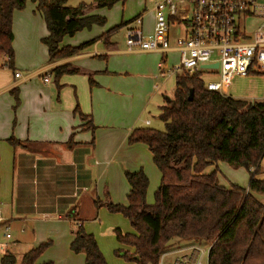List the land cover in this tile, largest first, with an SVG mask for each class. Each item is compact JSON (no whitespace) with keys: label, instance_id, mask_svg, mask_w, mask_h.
Instances as JSON below:
<instances>
[{"label":"trees","instance_id":"trees-1","mask_svg":"<svg viewBox=\"0 0 264 264\" xmlns=\"http://www.w3.org/2000/svg\"><path fill=\"white\" fill-rule=\"evenodd\" d=\"M27 1L35 5L43 18L47 37L41 42L47 49L48 62L52 63L72 57L95 42L60 47L64 38L105 24L103 18L90 15L93 10L111 9L126 0H92L91 4L75 8L68 7L67 0H0V56L6 57V66L11 69L14 64L12 17L14 12L25 8ZM126 24L110 29L105 35H111ZM79 72L63 65L53 68L50 74L60 88L57 84L60 77ZM200 75L175 78L173 96L160 108L159 119L164 131L142 127L133 129L127 137L129 145L146 146L160 174L154 203H146L149 182L142 170L123 171L129 186L126 205L109 200L93 201L96 207H105L110 213L127 219L133 232L124 234L114 229L113 233L119 245L133 250H123V256L135 264H159L173 241L208 245L207 264H264V205L255 197L264 195V180L257 178L264 157V102H249L208 91ZM87 82L90 88L95 85L90 75ZM190 91L192 100L189 102ZM15 100L18 101L17 95ZM74 113L87 130H94L90 117L80 113L78 106ZM7 142L13 148L27 146V142L13 137ZM68 145L75 146L72 148L74 167L37 162L41 181L56 176L55 190L44 200L47 205L43 204L44 198L35 202L33 183L38 180L27 181L21 173H16V191L24 215L52 211L59 191L72 195L76 188L93 186L94 180L82 163V158L93 148V141L78 147L69 140ZM218 162L247 170V187L231 185L226 189L218 184V170L204 173L207 167ZM34 164V157L29 156L27 166L32 168ZM58 213L71 219L75 226L71 231L70 251L83 255L84 264H107L94 236L73 219L74 209ZM49 246V242L42 243L24 253L19 261L7 251L0 264H36Z\"/></svg>","mask_w":264,"mask_h":264},{"label":"crops","instance_id":"crops-1","mask_svg":"<svg viewBox=\"0 0 264 264\" xmlns=\"http://www.w3.org/2000/svg\"><path fill=\"white\" fill-rule=\"evenodd\" d=\"M124 3L122 5H117L112 9L93 10L90 15L103 18L105 24L103 26H93L88 32H84L85 30H83L71 38H64L60 47H77L92 40H95V42L72 57L52 63L48 62L47 49L41 42L43 38L47 37V31L43 18L35 9V5L27 1L23 10L14 12L12 17V31H15V27L16 32L20 28L22 31L26 28V31L23 32L25 43H32L34 49L25 51V56H27L29 65H26L27 68L23 67V70H21L22 65L19 63L16 66L13 64L12 69L8 68L6 66V57L0 56V98L3 99L1 101L4 104V107H0V113L2 109L5 112L3 117L4 121L0 119V144L5 143L4 141L8 138L14 137L22 143L27 142L26 145H30L31 149L27 146L25 149L21 147H0L3 152V154H0V164L4 161L5 167L3 171H0V208L3 211L2 214L4 213L5 215L3 220L4 227L2 228L8 229L11 225L9 222L12 223L13 221L23 218L25 219L19 203L20 196L12 191V185L14 186V173L16 175V173L22 172L25 158L33 156L35 162L43 161L50 166L74 167L75 162L72 148L75 146L66 143L69 136H73L72 142L78 147L88 144V142L85 141L87 140L85 135L84 137L82 136V138L76 137V134L78 135L79 132L85 131L86 127L84 122L72 114L74 99L70 97V91H73L76 88L78 90L79 87H82L83 83L82 85L79 83L81 80H76V82L75 80H67L65 76L62 77L57 84L60 85L61 89L64 87L65 89H68L67 91H69V94L63 98L62 94L65 89L62 90V92H60V89V97L63 98V101H60L59 104H54L52 100L54 94L58 91V88L54 82L52 83L51 79L48 83H41L39 81L40 76L47 72L50 74L53 68L63 65H69L70 68L79 70V74L72 76L85 79L87 85V75H90L95 83L91 88L88 85L90 108L85 99H83L85 104H87V107L81 105V109L86 113L84 114L85 116L90 117L92 124L94 121L96 127L107 128L109 136L111 135L114 138H118L119 145H115L114 150L123 149L125 147L124 145H126L125 142L127 141V137L133 129H136V123L130 121L127 115L122 111L126 100L133 99L138 92H141L135 81L141 80V85L148 89L145 93V98L150 99L158 97L161 88L158 80L161 79L156 77L153 65L150 64L147 59L149 56H157L159 62L162 55L157 52L145 53L140 51H129L126 44L121 46L114 40V36L116 33L123 32L125 38L124 27L109 36L105 35L110 29L120 24L128 23L135 18L134 16L138 15H142L141 28L144 34L148 35L151 33L154 16L145 17L143 14L144 11L141 13L140 10L136 13H132L133 15H130L126 12V3ZM95 29L98 30L95 32L97 35L92 36L90 32ZM82 33L85 34V36ZM176 37H173L170 34L169 38L171 43ZM13 45L15 47V43ZM167 54L166 58L169 59ZM35 55H37L39 59H36ZM16 73L20 74L18 78H15L14 76ZM209 76L214 75H207L206 77ZM12 92L16 93L17 98L19 95L18 101L21 105L18 109L19 115L18 113L16 114L17 124L15 127H13L12 124L10 125V116L9 112H7L10 102L9 94ZM227 96H229L228 91ZM234 99L248 101L241 98ZM168 101L169 100H167V102ZM249 102L257 101L250 100ZM1 116L2 114H0V118ZM36 122L41 123L40 127L44 128L38 129V125L36 124L34 125L35 128L32 124ZM146 122H149V124H146ZM95 125L93 124L94 128ZM145 127H150L149 119L145 121ZM130 147V151L134 156V161L132 163L128 164L126 159H121L120 162L122 165L119 164V166L114 164L112 167H108L105 163L100 173L95 170L94 164L99 166L101 163L95 160L94 164L91 165L90 162L93 160L94 156H96V158H106L105 153L97 154V151L94 150L95 154H93L91 153L93 149H91L90 152L82 158L84 169L88 171L93 178V174H95L97 178L100 176L99 179H97V182H95L97 192L96 199L100 202L101 200L98 198V195L100 191H104L106 200H109L114 204H127L126 196L129 191V186L122 173L123 168L126 169L123 171L129 172L142 170L148 178L147 172L143 170L145 169L146 163H141L140 165V160H146L148 156L151 159L148 149L142 144H135ZM136 155L142 156V158L139 159V162L135 159ZM10 166H12V177L11 179H9V177L6 178V187L2 188V177L9 174ZM214 170H218L219 186L229 189L231 185H236L230 182L221 183L220 179L221 177H224V171H233L234 173V170H232L228 164L218 162L207 167L204 173L209 174ZM257 177L260 180H264V177L261 179L260 175ZM50 181L55 182L56 176L53 175L46 180L48 183ZM106 181L107 183L105 184ZM243 186L242 188H244ZM89 189L91 188L89 187L86 188L85 191H79L76 197L73 196L74 192L72 195L56 196L57 204L59 202V205L62 207L60 211L65 213L66 211L74 209L73 219L78 220L82 226L87 222V219L80 217L79 201L77 200L82 193L88 192ZM100 208L101 207H96L97 210ZM56 211L60 212L58 211V208L55 207L52 211H45L41 214V218L46 219L57 216L56 218L58 220H63L64 216L60 214L57 215ZM7 216H9V218ZM67 220L71 221V219ZM69 236L70 244L72 240L71 233ZM11 240L12 236H10L9 239H6L4 235L0 234V259L5 252L9 251L13 253L19 261L24 253L42 244L40 243L31 247L27 244L23 245L20 241L13 242ZM204 245L205 244L179 243L173 241L169 250L163 254L162 257L167 255L174 256L173 264H197L200 254L195 249L203 250L201 249V246ZM121 249L133 252L131 248H126L124 246L121 247ZM188 251H190V253L189 255H186L185 253ZM42 255L37 259L36 264L50 262L45 260ZM81 256L84 262V257L83 255ZM178 256H180V258Z\"/></svg>","mask_w":264,"mask_h":264},{"label":"rangeland","instance_id":"rangeland-1","mask_svg":"<svg viewBox=\"0 0 264 264\" xmlns=\"http://www.w3.org/2000/svg\"><path fill=\"white\" fill-rule=\"evenodd\" d=\"M161 0H126V12H128L130 15H133L132 13H136L138 10L144 11V16H153V8L154 6ZM258 4L264 5V0H256ZM92 0H67L66 5L68 7H78L81 4H91ZM117 5H122L121 3H118L114 5L113 7ZM112 7V8H113ZM111 8V9H112ZM143 16V17H144ZM136 17V16H134ZM260 19L255 17H249L245 20V27H246V33H253L257 26L260 24ZM145 29V26H144ZM97 29L91 31V35H97L96 32ZM24 31H26V28L22 31L21 28L17 30L16 27L15 31L13 30L12 35V49L14 52V65L16 66L18 63L22 65L21 70L24 68H27L26 65H29L27 56H25V51L34 49L32 43H25L24 40ZM90 30H85L84 32H88ZM98 31V30H97ZM180 27L177 25H172L170 27V34L173 37H176V35L179 34ZM83 34V33H82ZM85 36V34H83ZM82 36V35H80ZM114 40L119 43L121 46L125 44V38L123 32L116 33L114 36ZM15 43V47L14 44ZM168 58L166 67L174 66L178 63V54L176 52H170L167 54ZM36 59H39L37 55H35ZM158 57L157 56H149L148 62L153 65L154 74L157 75L156 71V65L158 63ZM24 67V68H23ZM25 72V71H24ZM213 75V74H210ZM67 80H81L79 83L82 85V87H79L73 91H70V97L74 99V108L72 110V114L78 118V114L74 113V109L78 106V109L80 113L83 115L86 114L82 111L81 105L87 107V104H85V101L88 103V107L90 108V95H89V88L85 81V79H82L81 77L75 78L72 75H63ZM60 77V79L62 78ZM74 77V78H73ZM52 83L54 82V75H50ZM175 78L176 76H171L167 79L158 80V83L161 85L159 95L157 98H145V93L148 91L147 88L143 87L141 85V80L135 81L137 84V87L141 90V92H138L136 96L133 99H127L122 111L127 115L128 119L130 121H133L136 123V128H142L145 127V121L147 119L150 120V127L152 129H155L157 131H164V125L159 119V108L163 105H166L167 100H171L173 96V92L175 89ZM59 79V80H60ZM58 80V83H59ZM203 80L205 82L207 81H215L217 78L215 76H209V77H203ZM39 81L42 83L41 78H39ZM77 82V81H76ZM55 84V83H54ZM59 85V84H58ZM60 87V85H59ZM145 88V89H144ZM58 88L56 94L53 96L52 102L54 104H59L60 101H63V98L67 96L69 91L68 89ZM65 89V90H64ZM63 91V98L60 97V92ZM143 90V91H142ZM60 91V92H59ZM228 94L231 98H241L246 99L248 101H264V74H256V75H248L245 78L235 76L231 79L230 85L228 87ZM16 93L12 92L9 94V106L7 112H9L10 116V125L12 124L13 127L17 124L16 120V114L18 112L20 105L19 101L15 100ZM19 98V95H18ZM81 98V99H80ZM85 99V101L83 100ZM3 99L0 98V107H4V104L2 103ZM117 107V105H116ZM4 111L2 109L1 113L2 116L0 119L4 121ZM92 123V122H91ZM38 125V129H43L40 127L41 123H33L32 125ZM93 124L95 125L94 121ZM35 127V126H34ZM36 128V127H35ZM43 132V131H42ZM84 135L87 137L86 142L88 144L93 141V151L91 153H94V150L97 151V154L105 153L106 158L104 157H97L94 156L93 160L90 162V164H94L95 160L99 161L101 164L95 165V170L100 173L102 170V167L107 164L108 167H112L114 164L116 166L119 164L122 165L120 162L121 159H126L127 163L130 164L134 161V156L132 155L130 151V146L125 142L126 145L123 149L114 150L115 145H119L118 138H114L113 136L108 135V129L104 127H96L93 131L91 130H85L82 132H79V134H76V137L82 138ZM14 138V137H13ZM9 139V138H8ZM7 139V140H8ZM73 136H69L66 143H68L69 140H72ZM4 141L5 143L0 144V147H7L11 148L9 143ZM135 145V144H133ZM128 146V147H127ZM29 149H31V146H27ZM0 154H3L2 150L0 149ZM142 156L136 155V158L139 162V159H141ZM141 163H146L144 171L147 172L148 178H149V186L146 193V203L148 205H152L154 203V195L155 192L160 184V174L158 170L154 167L153 162L151 159L148 158L146 160H140ZM39 162V161H38ZM28 157L24 160L23 170L20 172L22 176L26 177L27 181H30L31 179L38 180L33 183V186L35 187V202L38 201L39 198L43 199V204L47 205L44 200L50 196V194H53V183L50 181L49 183L46 182V180L41 181V175H40V165L39 163L35 162L34 167H28ZM0 171L4 170V161L0 164ZM232 172H226L224 171V177H221V183H232L239 186H243L244 188L247 187L248 180H249V173L247 170L243 168H233L230 166ZM123 170L122 169V173ZM261 179L264 177V158H262V162L260 165L259 173ZM257 175V176H258ZM94 178L92 177V180H94L93 186H91L88 190V192L82 193L78 200L79 201V211H80V217L83 219H87V222L84 224L83 229L87 233H91L99 247V250L101 254L103 255L105 261L107 264H135L133 261L125 258L123 256V250L121 249V245H119L116 242L113 230L119 229L124 234H130L132 233V229L130 227L129 222L127 219H125L121 214H113L107 211L105 207H101L100 209H96L93 200L96 199L97 192L95 187V182H97V179H99L93 174ZM11 179L12 177V166H10L9 174L7 176L2 177V188L6 187V178ZM258 178V177H257ZM259 179V178H258ZM17 178L14 173V186L12 185V191L17 194ZM33 180V181H34ZM13 181V178H12ZM102 183V182H100ZM107 181L105 182V184ZM64 192H58L59 195L63 194ZM58 196V195H57ZM106 195L104 191H100L98 198L101 200V202L106 201ZM257 200L264 205V195H255ZM54 207L58 208V211L62 209V207L59 205V202L57 204L56 197L54 200ZM1 209V208H0ZM48 209V208H47ZM48 211V210H47ZM1 210V217L4 220L5 215L2 214ZM57 215L59 213L56 211ZM25 219H20L17 221H13L12 223L9 222L10 227L8 228V231L5 232L3 230V226H0V234L4 235L7 233L10 236H12L11 241H20L23 245L27 244L28 246L34 247L40 243H46L49 242L50 246L48 249L44 252L42 257L52 262V264H84L81 254H73L69 249V235L72 230L75 229V226L72 225L71 221H68L67 219H60L58 220L55 216L49 217V218H41V214L32 213L23 215ZM9 218V216H7ZM44 217V216H42ZM121 246V247H120ZM201 249L204 251H207L208 245L201 246ZM190 251L186 252V255H189ZM180 258V256H178ZM197 262H200L201 264H207V256L200 257ZM161 264H173L174 263V256H165L160 259Z\"/></svg>","mask_w":264,"mask_h":264},{"label":"built area","instance_id":"built-area-1","mask_svg":"<svg viewBox=\"0 0 264 264\" xmlns=\"http://www.w3.org/2000/svg\"><path fill=\"white\" fill-rule=\"evenodd\" d=\"M153 13L150 34L142 31V15L133 18L124 28L129 51L162 55L157 64V78L213 74L217 80L204 81L205 89L227 96L233 77L245 78L249 72L264 74V5L256 0H161L154 6ZM249 17L261 21L253 33H246L245 20ZM172 25L179 26L180 31L171 43ZM170 52L178 54V63L166 67V54ZM215 64L216 69L205 68ZM14 76L18 78L20 74ZM40 78L44 84L51 79L48 72ZM79 191L85 188H76L73 196ZM0 226H3L1 209ZM5 238L9 239L10 235L6 233ZM195 250L201 257L207 256V251Z\"/></svg>","mask_w":264,"mask_h":264},{"label":"water","instance_id":"water-1","mask_svg":"<svg viewBox=\"0 0 264 264\" xmlns=\"http://www.w3.org/2000/svg\"><path fill=\"white\" fill-rule=\"evenodd\" d=\"M207 67H212V68L216 69L217 68V65L215 64L213 66H205V68H207ZM191 100H192V91L189 92V96H188V101L190 102ZM134 259L135 260H138L137 257H135Z\"/></svg>","mask_w":264,"mask_h":264}]
</instances>
